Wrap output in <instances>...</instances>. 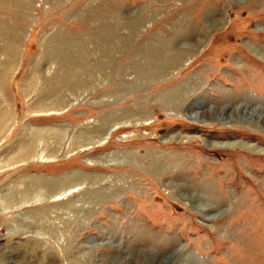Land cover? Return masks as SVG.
Here are the masks:
<instances>
[{
	"label": "rangeland",
	"instance_id": "rangeland-1",
	"mask_svg": "<svg viewBox=\"0 0 264 264\" xmlns=\"http://www.w3.org/2000/svg\"><path fill=\"white\" fill-rule=\"evenodd\" d=\"M0 264H264V0H0Z\"/></svg>",
	"mask_w": 264,
	"mask_h": 264
}]
</instances>
